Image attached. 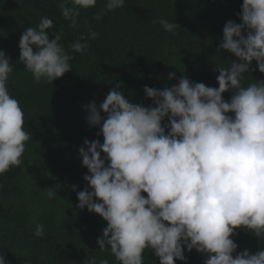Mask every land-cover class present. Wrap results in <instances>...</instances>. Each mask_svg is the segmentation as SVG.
<instances>
[{"label":"clouds","instance_id":"obj_1","mask_svg":"<svg viewBox=\"0 0 264 264\" xmlns=\"http://www.w3.org/2000/svg\"><path fill=\"white\" fill-rule=\"evenodd\" d=\"M95 2L62 0L58 6L74 27L77 6ZM123 5L124 0H107L106 8ZM239 18V24L225 23L219 45L239 63L216 69L218 88L181 76L171 88L145 86L154 107L130 103L117 90L120 85L99 109L95 102L85 106L86 121L100 128L103 143L85 139L78 150L89 187L77 193V207L107 222L96 243L100 251L110 249L119 264H144L145 249L159 264H186L185 249L207 254L204 264H264V249L233 258L237 245L230 239L238 228L264 236V81L242 86L253 61L264 74V0H243ZM159 23L170 33L179 28L166 19ZM51 28L52 20L42 17L36 28L22 33L18 47L19 62L33 79L52 84L72 69V56L59 43V34L49 39ZM79 40L70 45L77 53L88 47ZM9 59L0 51V175L22 163L31 138L23 110L7 88L13 72ZM174 77L169 73V80ZM230 90L233 95L225 102L222 94ZM47 196H57L56 190L47 189ZM34 235L44 236L42 224ZM0 264H6L2 255ZM84 264L97 262L88 257Z\"/></svg>","mask_w":264,"mask_h":264},{"label":"trees","instance_id":"obj_2","mask_svg":"<svg viewBox=\"0 0 264 264\" xmlns=\"http://www.w3.org/2000/svg\"><path fill=\"white\" fill-rule=\"evenodd\" d=\"M61 2L0 0V51L13 65L7 88L23 110L25 131L31 133L22 163L0 175V255L6 264H84L88 257H95L97 264L104 259L119 264L110 249L100 251L96 243L107 222L77 207V193L89 187L78 150L85 139L103 143L100 128L86 121L85 106L95 102L99 109L120 85L117 90L130 103L154 107L145 96V86L171 88L181 76L218 88L216 69L239 63L219 45L225 23H241L243 0H124L123 7L115 10H107V0H96L91 7L77 6L74 27L63 17ZM45 16L53 22V28L46 30L49 39L59 34V43L72 56V69L52 84L35 81L19 62L22 33L36 28ZM161 19L179 28L167 32ZM91 32L98 35L93 39ZM82 35L85 39L79 40ZM78 40L88 45L79 53L70 47ZM169 73H175L171 80ZM260 81L264 74L253 61L249 73L243 74L242 86ZM232 95L230 90L222 99L228 102ZM167 123L165 118L162 126ZM47 189L56 190L57 196L49 199ZM37 224L44 226L43 237L34 235ZM234 232L233 258L245 250L255 254L264 249V236L255 237L246 228ZM184 255L186 264H204L207 259L195 249H185ZM143 259L144 264H159L150 249H145ZM174 264L185 262L174 260Z\"/></svg>","mask_w":264,"mask_h":264}]
</instances>
